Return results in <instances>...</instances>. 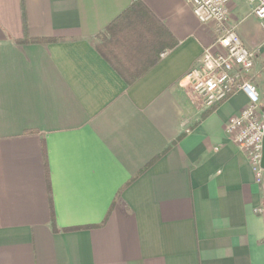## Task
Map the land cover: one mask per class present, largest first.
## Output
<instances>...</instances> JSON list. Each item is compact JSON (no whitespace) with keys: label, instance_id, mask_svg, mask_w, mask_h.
Here are the masks:
<instances>
[{"label":"crops","instance_id":"1","mask_svg":"<svg viewBox=\"0 0 264 264\" xmlns=\"http://www.w3.org/2000/svg\"><path fill=\"white\" fill-rule=\"evenodd\" d=\"M135 1L177 44L128 85L96 36ZM23 4L28 37L55 40L25 42L21 0H0V264H264V199L225 131L246 98L201 118L184 81L215 27L184 0ZM228 7V25L257 21Z\"/></svg>","mask_w":264,"mask_h":264},{"label":"built area","instance_id":"2","mask_svg":"<svg viewBox=\"0 0 264 264\" xmlns=\"http://www.w3.org/2000/svg\"><path fill=\"white\" fill-rule=\"evenodd\" d=\"M184 1L199 23L212 24L217 33L200 62L185 74V85L203 109L222 104L237 91L245 96V107L228 120L225 131L252 166L255 183L264 199V168L261 166L264 110L260 109L259 92L250 74L258 50L249 49L236 32V26L228 25L231 0ZM245 1L264 31V0ZM256 211L261 213L263 208Z\"/></svg>","mask_w":264,"mask_h":264},{"label":"trees","instance_id":"3","mask_svg":"<svg viewBox=\"0 0 264 264\" xmlns=\"http://www.w3.org/2000/svg\"><path fill=\"white\" fill-rule=\"evenodd\" d=\"M21 12L25 42L49 43L55 40L29 38L23 0H21ZM176 44L177 41L166 27L158 22L139 1L133 2L96 36V49L128 85L133 84L148 71L158 61L159 54L163 50L172 48ZM214 108L204 112L201 118L206 117ZM51 226L53 231H58L52 214ZM89 227L92 226L82 228Z\"/></svg>","mask_w":264,"mask_h":264},{"label":"rangeland","instance_id":"4","mask_svg":"<svg viewBox=\"0 0 264 264\" xmlns=\"http://www.w3.org/2000/svg\"><path fill=\"white\" fill-rule=\"evenodd\" d=\"M232 1L237 6L236 11L233 12V14L237 17L238 20H241L243 18V14L245 15V12H250L249 6H248V4L246 3L245 0H232ZM250 21H251V18L250 19L247 18V19H245V21L240 22V23H236L235 22V23H233V25L236 26V32L238 33V35L242 39V41L245 43V45L249 49L253 50L248 43L246 44L245 36L242 34L241 29H240L241 24L244 25L245 23L246 24H249L250 23V26H253V28H251V30H253L254 27H256V34L261 35V37H264V31H263L262 26L260 25V23H259L258 20L254 23V25ZM207 26H209L210 28L213 29L212 24H208ZM259 61L260 60L258 58L256 60L255 67L250 71V74L251 75H254L255 74L254 80H256V81L257 80H264V67L263 66H260V67L257 66V63ZM188 97L190 98V100H191L194 108L200 110L201 109V106L199 105V103L196 101V99L194 98V96L191 94V92L189 90H188Z\"/></svg>","mask_w":264,"mask_h":264},{"label":"water","instance_id":"5","mask_svg":"<svg viewBox=\"0 0 264 264\" xmlns=\"http://www.w3.org/2000/svg\"><path fill=\"white\" fill-rule=\"evenodd\" d=\"M261 166L264 168V144H263V149H262Z\"/></svg>","mask_w":264,"mask_h":264}]
</instances>
